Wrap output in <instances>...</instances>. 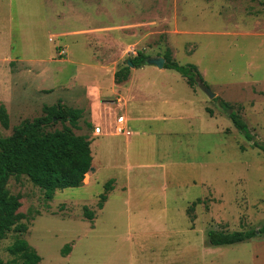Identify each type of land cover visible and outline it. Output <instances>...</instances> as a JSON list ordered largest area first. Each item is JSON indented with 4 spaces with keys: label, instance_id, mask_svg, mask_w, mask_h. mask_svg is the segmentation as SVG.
<instances>
[{
    "label": "rangeland",
    "instance_id": "374dc122",
    "mask_svg": "<svg viewBox=\"0 0 264 264\" xmlns=\"http://www.w3.org/2000/svg\"><path fill=\"white\" fill-rule=\"evenodd\" d=\"M167 52L172 62L195 66L203 82L189 86L169 70L151 76L169 97L154 98V87L151 97L138 93V141L126 149L123 137H94L88 96L77 88L95 81L105 94L132 59ZM220 101L264 145V0H0V109L8 119L0 138L44 118L46 108L61 114L48 130H62L75 111L71 130L89 138L95 168L84 187L51 200L27 177L9 178L26 232L11 230L0 241L3 264H22L7 251L20 239L39 264H264V237L208 243L210 231L264 225V155Z\"/></svg>",
    "mask_w": 264,
    "mask_h": 264
},
{
    "label": "trees",
    "instance_id": "16d2710c",
    "mask_svg": "<svg viewBox=\"0 0 264 264\" xmlns=\"http://www.w3.org/2000/svg\"><path fill=\"white\" fill-rule=\"evenodd\" d=\"M146 58L140 55L130 63L134 68H141L145 66ZM163 59L165 62L163 69L178 73L189 86L203 82L195 66H180L172 62L168 52ZM127 73L128 71L122 77L119 72L116 73L115 81L117 83L125 81ZM219 106L243 138L252 142V147L264 155V145L255 141L242 118L227 103L220 101ZM45 114L44 118L22 122L13 129L11 136L0 138V241L11 230L19 234L26 232L25 225L21 223L24 216L19 213V199L9 195L6 190L10 177H27L33 186L44 192L46 200H51L56 191L81 188L85 184L86 174L92 168L89 138L76 136L71 130V127L77 128L76 121L80 114L75 111L69 112L70 127L54 131H49L48 127L53 119L59 118L60 111L46 108ZM0 124L3 128H8L4 109H0ZM111 183L109 181L105 184L104 194L99 196L102 203L106 201ZM98 209H102L101 204ZM86 215L88 220L93 219L92 214ZM257 237H264V225L248 232L207 233L208 243L214 247L240 244ZM7 251L11 256L19 257L22 264H39L41 261L35 251L22 239L16 240ZM0 264H3L1 259Z\"/></svg>",
    "mask_w": 264,
    "mask_h": 264
},
{
    "label": "crops",
    "instance_id": "0c3cea01",
    "mask_svg": "<svg viewBox=\"0 0 264 264\" xmlns=\"http://www.w3.org/2000/svg\"><path fill=\"white\" fill-rule=\"evenodd\" d=\"M129 67L130 68L128 69L127 78L125 81L117 83L115 81V74L113 75L109 84L106 85L107 93L105 94H102V89L104 87H101V84L99 85V83L95 81L93 82V86L91 88H88V85H82L83 88H81V90H79V87L77 88L78 93H82L83 96H88L87 107L94 128V137L97 138L103 136V141L105 143L111 142L112 138L123 137L125 143L124 147L126 149L130 147V144L133 142L135 144L138 141V121H140V115L138 116V93H141L143 97H151V95L148 94V91L154 87V98L158 97V99L161 100H168L169 97L161 93V88L165 87L164 84H161V87H157L155 82L154 84L153 81H148L151 79V76L162 75L168 70H158L153 66L146 65L142 68H134L132 66ZM138 72L143 76V78H146V80L142 79L138 81ZM80 76H78V78ZM190 91L192 95L197 94V92H193L192 90ZM102 98L105 99L102 100ZM205 113L207 116H209L206 112V109ZM213 115L215 114L213 113ZM187 127H192V122H190ZM110 147L111 145L108 148ZM136 160H138V155ZM94 171L95 168L92 166V171L86 174V179L89 177V180H91L92 173ZM126 181L128 182L127 187L125 184ZM124 185L125 188L123 187L122 190L126 191L130 185V176L128 179L124 180ZM111 191H109L107 194H109ZM107 194L106 201L103 203L102 208L104 204H107Z\"/></svg>",
    "mask_w": 264,
    "mask_h": 264
},
{
    "label": "water",
    "instance_id": "95a60500",
    "mask_svg": "<svg viewBox=\"0 0 264 264\" xmlns=\"http://www.w3.org/2000/svg\"><path fill=\"white\" fill-rule=\"evenodd\" d=\"M164 59L163 58H152L147 57L145 59V65L146 66H153L157 68L158 70L163 69L164 66ZM129 66H132L131 63H128ZM202 91L208 96L210 100H213L215 98V94L211 93L208 88L202 87ZM92 171V169L90 170Z\"/></svg>",
    "mask_w": 264,
    "mask_h": 264
},
{
    "label": "built area",
    "instance_id": "2783aa9c",
    "mask_svg": "<svg viewBox=\"0 0 264 264\" xmlns=\"http://www.w3.org/2000/svg\"><path fill=\"white\" fill-rule=\"evenodd\" d=\"M119 132H120V130H119Z\"/></svg>",
    "mask_w": 264,
    "mask_h": 264
}]
</instances>
